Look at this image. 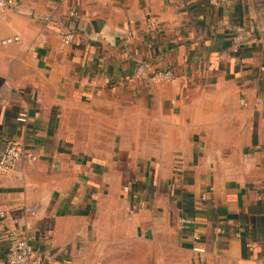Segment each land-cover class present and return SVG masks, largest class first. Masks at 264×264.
<instances>
[{
  "label": "crops",
  "instance_id": "obj_1",
  "mask_svg": "<svg viewBox=\"0 0 264 264\" xmlns=\"http://www.w3.org/2000/svg\"><path fill=\"white\" fill-rule=\"evenodd\" d=\"M6 1L0 153L37 159L0 173V264L10 230L42 264H261L264 0Z\"/></svg>",
  "mask_w": 264,
  "mask_h": 264
},
{
  "label": "built area",
  "instance_id": "obj_2",
  "mask_svg": "<svg viewBox=\"0 0 264 264\" xmlns=\"http://www.w3.org/2000/svg\"><path fill=\"white\" fill-rule=\"evenodd\" d=\"M210 6H221L226 0H205ZM9 3L6 0H0V10L4 11L9 9ZM69 16L75 17V12H69ZM159 21L155 16L149 15L145 21L146 30H153L158 27ZM62 47H67L71 45L74 41V34L66 32L61 36ZM18 42V38L14 37L12 39H5L1 42L2 45H8L11 43ZM44 42V41H42ZM125 81L128 83L145 80L152 83L165 82V83H175L177 77L170 69L163 70H152L147 62H139L136 64L133 72L126 76ZM17 122L25 123L27 120V115L25 113H19L16 117ZM22 159L33 162L36 161L37 157L23 152L19 146L15 143H8L5 145L0 153V173L11 171L18 162ZM131 190L130 183H126L123 186V192L129 193ZM202 200H205V195H202ZM264 206V201L262 202ZM178 223L182 226L192 227L194 224L193 219L183 217L178 219ZM193 239L197 240L196 234H193ZM7 251L4 257L3 264H42L43 258L39 249L35 248L31 242V239L24 233L15 230H10L7 232ZM195 252L201 253L203 249L200 246L193 247ZM264 264V260L261 261Z\"/></svg>",
  "mask_w": 264,
  "mask_h": 264
},
{
  "label": "rangeland",
  "instance_id": "obj_3",
  "mask_svg": "<svg viewBox=\"0 0 264 264\" xmlns=\"http://www.w3.org/2000/svg\"><path fill=\"white\" fill-rule=\"evenodd\" d=\"M121 261V259H120ZM126 263L125 264H141V262L143 261L142 258L135 259V257L133 258H128V255H126L125 260Z\"/></svg>",
  "mask_w": 264,
  "mask_h": 264
}]
</instances>
